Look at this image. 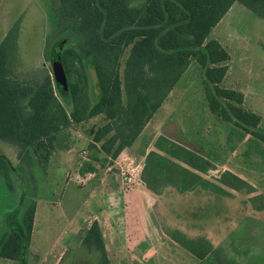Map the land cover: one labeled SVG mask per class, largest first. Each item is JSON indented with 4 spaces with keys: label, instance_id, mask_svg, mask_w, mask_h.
I'll list each match as a JSON object with an SVG mask.
<instances>
[{
    "label": "trees",
    "instance_id": "obj_1",
    "mask_svg": "<svg viewBox=\"0 0 264 264\" xmlns=\"http://www.w3.org/2000/svg\"><path fill=\"white\" fill-rule=\"evenodd\" d=\"M43 2L49 19L43 54L49 65H17L18 22L0 41V143L14 150V158L0 150V187L14 189V175L22 174L23 167L37 163L45 170L55 152L69 149L72 129L95 117L100 121L88 131L87 170L112 166L142 133L191 60L202 70L210 111L230 127L227 141L257 137L259 146L264 145V134L257 131L259 115L244 107L242 92L222 86L229 53L209 38L234 2L264 19V0ZM53 56L60 59L65 86L53 77ZM215 169L214 159L160 134L144 157L139 178L152 196H177L181 206L199 217L212 194L223 199L243 194L241 209L239 205L229 213L248 220L242 221L239 238L245 249L232 242L228 253L201 232L202 222L198 234L176 225L162 231L193 255L195 264H244L252 245L264 255V193L229 170L207 178ZM21 201L15 224L0 238V257L24 264L36 201L26 192ZM82 233L80 243L99 254V264H110L99 223L92 221Z\"/></svg>",
    "mask_w": 264,
    "mask_h": 264
},
{
    "label": "rangeland",
    "instance_id": "obj_2",
    "mask_svg": "<svg viewBox=\"0 0 264 264\" xmlns=\"http://www.w3.org/2000/svg\"><path fill=\"white\" fill-rule=\"evenodd\" d=\"M47 15L43 0H0V41L15 22L19 23L17 65L23 68H31L37 62L49 65L43 54L49 32ZM209 38L216 39L229 53L222 86L243 93L244 107L259 115L257 131L264 134V19L234 2ZM91 74L94 81L93 71ZM99 121L95 117L72 129L69 149L57 151L64 152L67 155L64 158L57 154L51 157L45 170L37 163L23 167L22 174L14 175V189L0 187V238L9 231L8 226L15 224V209L21 205L23 194L26 192L29 198L33 195L36 201L24 264H99V254L80 243L82 230L91 224L95 214L107 215L102 192L112 186L127 195L132 186L120 179L113 180L119 171L115 162L107 168L97 165L95 171L87 170L86 139L91 126ZM161 124L163 128L167 126L166 136L170 139L182 140L187 143L185 146L214 159L216 169L209 171L207 178L213 179L221 171L229 170L264 193V145L259 146L257 137L249 141H227L230 127L210 111L202 70L195 60L190 61L146 124V131L153 136ZM230 146L235 150L231 151ZM0 150L14 158L10 145L0 143ZM212 195L203 207V216L199 217L193 209L181 206L177 196H151L143 209L141 193L130 194L129 207L117 213L110 229H103L110 264H195L193 255L163 233L164 227L174 225L187 233L198 234L201 229L197 225L202 222L201 232L228 253L232 242L245 249L239 238L243 233L242 223L248 220L235 219L234 213H229L233 207L240 205L241 209L244 195L236 193L233 198L224 199ZM121 198V195L115 198L120 207L124 205ZM235 222L238 225L232 231ZM252 227L249 226V231ZM258 248L252 245L253 252L243 259L244 264H264V255L258 254ZM0 264L21 263L0 257Z\"/></svg>",
    "mask_w": 264,
    "mask_h": 264
},
{
    "label": "crops",
    "instance_id": "obj_3",
    "mask_svg": "<svg viewBox=\"0 0 264 264\" xmlns=\"http://www.w3.org/2000/svg\"><path fill=\"white\" fill-rule=\"evenodd\" d=\"M166 127L163 128V125H162L161 129L157 130V132H155V134L153 136L150 135L149 131H146V127H145L143 129L142 133L139 135V137L134 141V143L130 147L123 150L122 153L119 155V157L115 160V164H117L119 166L118 168L126 167L128 164H136L137 163L140 165V168H139V176H140V172H141V169L143 166V160H144L146 153L152 148V142L154 141V139L158 135H160V134H163L165 136L167 135L166 134ZM173 140H175L179 143H182L184 145H187V143L183 142L182 140H178L174 137H173ZM86 142H89V139H86ZM197 152L201 153L199 151H197ZM56 154L60 158H64L65 156H67L64 152H55L51 157L55 156ZM113 180H115V181L119 180L118 173L113 177ZM135 192L141 193V195L143 197L141 205L143 206V209H145L147 207L146 203L149 204V200L151 199L152 194L145 188V186L143 185V183L140 179H138L137 182L132 184L131 188L127 190V195L124 191L120 192V191L114 190L112 188V186H109L107 191L102 192L103 198L105 199L103 201V203L105 205L107 215L103 216V214H101V212L98 214H95L93 221L96 220L100 225V228L102 231V236L104 239V244H105V235L103 233V229L107 228V227H108V229H110V224L112 225V223L115 222L114 220H115V216L117 215V213L118 212L120 213L121 210H125V208L129 207L130 194L135 193ZM117 195L122 196L120 201H122V204H124V205L121 207H120V204H121L120 202L116 205V199L115 198ZM118 205H119L118 208H124V209H116V207ZM152 228L154 231L156 230V228L153 224H152ZM105 248H106V250H108L106 247V244H105ZM108 259H109V257H108Z\"/></svg>",
    "mask_w": 264,
    "mask_h": 264
},
{
    "label": "built area",
    "instance_id": "obj_4",
    "mask_svg": "<svg viewBox=\"0 0 264 264\" xmlns=\"http://www.w3.org/2000/svg\"><path fill=\"white\" fill-rule=\"evenodd\" d=\"M139 164H128L126 167H120L118 177L124 183L131 185L137 182L139 178Z\"/></svg>",
    "mask_w": 264,
    "mask_h": 264
},
{
    "label": "water",
    "instance_id": "obj_5",
    "mask_svg": "<svg viewBox=\"0 0 264 264\" xmlns=\"http://www.w3.org/2000/svg\"><path fill=\"white\" fill-rule=\"evenodd\" d=\"M52 73L56 83L60 86L66 85L64 69L58 56L52 57Z\"/></svg>",
    "mask_w": 264,
    "mask_h": 264
}]
</instances>
